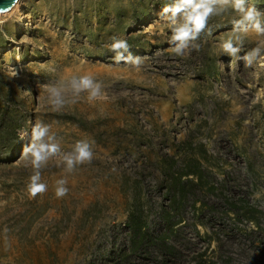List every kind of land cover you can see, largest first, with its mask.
<instances>
[{"label": "rangeland", "instance_id": "374dc122", "mask_svg": "<svg viewBox=\"0 0 264 264\" xmlns=\"http://www.w3.org/2000/svg\"><path fill=\"white\" fill-rule=\"evenodd\" d=\"M176 2L0 13V264H264V0L211 5L182 54ZM41 142L57 151L36 167L24 150ZM77 142L92 156L70 169Z\"/></svg>", "mask_w": 264, "mask_h": 264}, {"label": "clouds", "instance_id": "9594fccd", "mask_svg": "<svg viewBox=\"0 0 264 264\" xmlns=\"http://www.w3.org/2000/svg\"><path fill=\"white\" fill-rule=\"evenodd\" d=\"M226 0H177L175 7L171 9L173 16L177 13L184 12L185 14V23L179 27L174 28L172 40L174 42H178L174 51L177 54H182V49L187 46V42L190 39H195L196 34L199 33L200 30L203 29L205 24V19L210 12H212L211 5L216 3H224ZM243 3L244 0H236L235 6L243 11ZM169 9H165L168 11ZM253 14L251 11L247 12L244 15V20H253ZM255 27L264 32V29L260 28L259 21L256 22ZM225 51L235 54L238 49L233 48L231 42H227L223 45ZM111 49L117 52L116 57L114 58L117 62L120 60H127L128 58L124 57L123 52L120 50L123 49L127 51L128 45L126 41L113 38V43L111 45ZM259 52V49L256 50V53ZM255 54V53H254ZM134 64L138 65L140 61L138 59L133 61ZM79 84L84 88H92L91 96L94 98L99 94L100 86L97 84L93 86V82L88 77H83L79 81ZM51 92L56 97L53 101L55 104H60L62 101L59 99V93L56 89H51ZM47 132V128L37 124L33 129V140L34 141H42V138L45 136ZM25 154L31 153L33 159V163L36 167H39V162L45 158V154L48 152L57 151L56 145H48L43 142L37 144L32 143L29 147L25 148ZM92 156V152L90 147L85 142H77L75 147V153L73 156L66 157L68 167L71 169L74 162H83L85 160H90ZM39 174L33 175L31 177V181L29 184L30 193L35 196L39 192H43L46 190V186L43 183H39ZM61 185H63L64 181H59ZM67 193V188L58 187L56 190L57 196H64Z\"/></svg>", "mask_w": 264, "mask_h": 264}, {"label": "water", "instance_id": "95a60500", "mask_svg": "<svg viewBox=\"0 0 264 264\" xmlns=\"http://www.w3.org/2000/svg\"><path fill=\"white\" fill-rule=\"evenodd\" d=\"M25 0H0V13L20 8Z\"/></svg>", "mask_w": 264, "mask_h": 264}, {"label": "bare ground", "instance_id": "6f19581e", "mask_svg": "<svg viewBox=\"0 0 264 264\" xmlns=\"http://www.w3.org/2000/svg\"><path fill=\"white\" fill-rule=\"evenodd\" d=\"M25 11H26V10H25ZM25 11H24V12H25ZM24 12H22V10H21V14H22V18H23V19L25 18V16H24L25 13H24Z\"/></svg>", "mask_w": 264, "mask_h": 264}]
</instances>
